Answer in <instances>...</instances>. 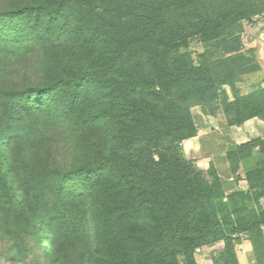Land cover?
<instances>
[{
    "label": "trees",
    "instance_id": "1",
    "mask_svg": "<svg viewBox=\"0 0 264 264\" xmlns=\"http://www.w3.org/2000/svg\"><path fill=\"white\" fill-rule=\"evenodd\" d=\"M226 2L26 0L0 9V217L34 229L50 264H181L180 255L200 264L194 250L212 240L225 242L217 264H239L242 234L264 264V139L226 151L233 172L244 166L246 190L227 192L212 166L208 179L182 155L197 132L192 106L228 126L264 120V88L240 94L234 84L252 60L193 64L178 53L253 14ZM38 55L47 66L35 79L14 73ZM61 130L78 154L63 169L39 157Z\"/></svg>",
    "mask_w": 264,
    "mask_h": 264
},
{
    "label": "rangeland",
    "instance_id": "2",
    "mask_svg": "<svg viewBox=\"0 0 264 264\" xmlns=\"http://www.w3.org/2000/svg\"><path fill=\"white\" fill-rule=\"evenodd\" d=\"M24 1L26 0H0V9L8 8L12 5H20ZM226 3L232 7H238L240 4V8L247 13L252 12L253 14L231 26L226 37L203 41L200 36H197L189 39L187 46L180 48L178 53L185 54L186 58H183L193 64H197L204 58L218 60L231 57V55L237 53L244 54L247 59L252 61L249 64L246 63L245 66H241L242 70L235 75V87L239 89L240 94H259L260 89L264 88V39L260 36L264 24L262 19L264 0H227ZM234 39H236L235 43H233ZM229 47H235V50H227ZM46 62L42 55L30 57L14 73L18 71L20 76H33V79H35L36 75L46 68ZM223 89H226L229 96L232 97L229 85H224ZM91 106L96 107L93 104ZM221 131L223 132L224 129L222 130L221 128ZM53 138L55 139L53 144L43 148L39 157L48 158L50 164L56 168L69 167L76 161L75 157H78L74 149L75 140L68 132L62 130L59 132L55 131ZM100 139L103 140L102 136ZM182 155L189 159L186 154L183 153ZM189 160L194 163L193 159L190 158ZM208 170L204 172L207 178L211 179V176L208 175ZM249 205L252 206L250 203ZM224 214L225 211L219 212L220 217ZM242 237L243 235H240V239ZM238 244L239 242L234 243L236 257L237 253L240 252L237 248ZM224 247L225 242L223 240L205 242L194 250L195 260L200 264L221 263L223 262L221 254H223ZM242 258L245 259V257ZM179 261L181 264L185 263L181 255L179 256ZM0 264H50V262L37 241L34 229L26 231L19 227L11 226V222L0 217Z\"/></svg>",
    "mask_w": 264,
    "mask_h": 264
},
{
    "label": "crops",
    "instance_id": "3",
    "mask_svg": "<svg viewBox=\"0 0 264 264\" xmlns=\"http://www.w3.org/2000/svg\"><path fill=\"white\" fill-rule=\"evenodd\" d=\"M190 110L197 132L195 136L182 141L183 153L189 159H193L195 166L203 171L212 166L217 176L224 182L228 189L227 192L246 190L247 183L241 178L244 175V166L240 163L237 171L233 172L226 151L232 145L243 143L255 137L264 139V120L252 117L239 126H228L221 113L210 114L199 105L192 106ZM221 128L224 129L223 132ZM253 154H258L257 150H254ZM259 204L264 209V196L259 199ZM242 235L243 237L237 247L240 250L237 253L238 263L255 264L256 257L252 243L246 235Z\"/></svg>",
    "mask_w": 264,
    "mask_h": 264
},
{
    "label": "built area",
    "instance_id": "4",
    "mask_svg": "<svg viewBox=\"0 0 264 264\" xmlns=\"http://www.w3.org/2000/svg\"><path fill=\"white\" fill-rule=\"evenodd\" d=\"M262 19L264 20V12H263V17H262ZM260 36L262 37V39H264V24H263V27H262V29H261Z\"/></svg>",
    "mask_w": 264,
    "mask_h": 264
}]
</instances>
